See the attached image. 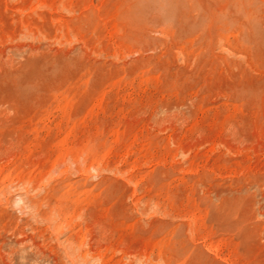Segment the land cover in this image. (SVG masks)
Returning <instances> with one entry per match:
<instances>
[{
	"label": "rangeland",
	"instance_id": "1",
	"mask_svg": "<svg viewBox=\"0 0 264 264\" xmlns=\"http://www.w3.org/2000/svg\"><path fill=\"white\" fill-rule=\"evenodd\" d=\"M0 264H264V0H0Z\"/></svg>",
	"mask_w": 264,
	"mask_h": 264
}]
</instances>
